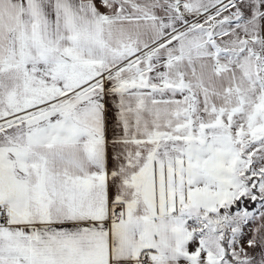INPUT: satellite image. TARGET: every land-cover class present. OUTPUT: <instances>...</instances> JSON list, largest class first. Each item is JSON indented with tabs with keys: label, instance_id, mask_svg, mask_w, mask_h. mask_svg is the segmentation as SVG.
Segmentation results:
<instances>
[{
	"label": "snow or ice",
	"instance_id": "6c2138e0",
	"mask_svg": "<svg viewBox=\"0 0 264 264\" xmlns=\"http://www.w3.org/2000/svg\"><path fill=\"white\" fill-rule=\"evenodd\" d=\"M0 264H264V0H0Z\"/></svg>",
	"mask_w": 264,
	"mask_h": 264
}]
</instances>
